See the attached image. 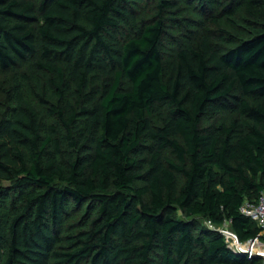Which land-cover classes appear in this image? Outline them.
Returning a JSON list of instances; mask_svg holds the SVG:
<instances>
[{
	"label": "trees",
	"instance_id": "1",
	"mask_svg": "<svg viewBox=\"0 0 264 264\" xmlns=\"http://www.w3.org/2000/svg\"><path fill=\"white\" fill-rule=\"evenodd\" d=\"M3 74L0 264H262L264 0H0Z\"/></svg>",
	"mask_w": 264,
	"mask_h": 264
},
{
	"label": "built area",
	"instance_id": "2",
	"mask_svg": "<svg viewBox=\"0 0 264 264\" xmlns=\"http://www.w3.org/2000/svg\"><path fill=\"white\" fill-rule=\"evenodd\" d=\"M241 213L255 221L264 231V194H262L256 203L246 201L241 209ZM206 225L211 229L219 232L226 240L229 247L236 253L247 255L249 258L261 257L264 260V252L255 251L253 247L259 246L264 248V243L258 239L251 240L247 243H241L238 235L231 229V221L225 222L220 227H215L211 222Z\"/></svg>",
	"mask_w": 264,
	"mask_h": 264
},
{
	"label": "rangeland",
	"instance_id": "3",
	"mask_svg": "<svg viewBox=\"0 0 264 264\" xmlns=\"http://www.w3.org/2000/svg\"><path fill=\"white\" fill-rule=\"evenodd\" d=\"M184 15L187 17L190 13L188 11H186V9L183 10ZM170 27H168L170 33H171V38L172 39H177L178 33L176 32L175 28H172L173 23L169 22ZM174 47L170 42H167L166 45V49L168 50V53L171 52L172 48ZM166 50V51H167ZM11 77L12 74H3L0 76V114L3 112L4 108L6 107V100L5 97L8 93V91L11 89ZM28 96L32 97L30 93H28ZM230 117L223 115V116H219L217 118H214L212 121L215 123H220V122H226L229 121ZM260 251V250H259ZM260 252H264V248L262 247V250ZM261 259V263L264 264V260L261 257H258Z\"/></svg>",
	"mask_w": 264,
	"mask_h": 264
},
{
	"label": "bare ground",
	"instance_id": "4",
	"mask_svg": "<svg viewBox=\"0 0 264 264\" xmlns=\"http://www.w3.org/2000/svg\"><path fill=\"white\" fill-rule=\"evenodd\" d=\"M253 249L255 250V251H261L262 250V248H259V246H256V247H253Z\"/></svg>",
	"mask_w": 264,
	"mask_h": 264
}]
</instances>
